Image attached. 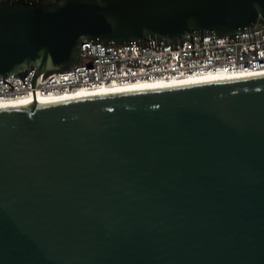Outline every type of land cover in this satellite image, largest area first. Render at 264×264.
Returning a JSON list of instances; mask_svg holds the SVG:
<instances>
[{"label": "water", "instance_id": "water-1", "mask_svg": "<svg viewBox=\"0 0 264 264\" xmlns=\"http://www.w3.org/2000/svg\"><path fill=\"white\" fill-rule=\"evenodd\" d=\"M259 20L264 0H1L0 76ZM0 264H264V73L0 107Z\"/></svg>", "mask_w": 264, "mask_h": 264}, {"label": "built area", "instance_id": "built-area-1", "mask_svg": "<svg viewBox=\"0 0 264 264\" xmlns=\"http://www.w3.org/2000/svg\"><path fill=\"white\" fill-rule=\"evenodd\" d=\"M1 1V0H0ZM34 66L0 76V98L27 91L60 92L103 83L181 79L205 73L264 71V21L232 34L190 33L173 41L143 38L127 43L83 41L71 66L43 72L33 85Z\"/></svg>", "mask_w": 264, "mask_h": 264}, {"label": "bare ground", "instance_id": "bare-ground-1", "mask_svg": "<svg viewBox=\"0 0 264 264\" xmlns=\"http://www.w3.org/2000/svg\"><path fill=\"white\" fill-rule=\"evenodd\" d=\"M264 73L254 72V73H240V74H229V73H205L199 75H189L181 79H155V80H138L130 82H117L113 81L111 83H103L94 88L86 87H76L69 90H63L60 92L46 91L42 92L41 90H31L25 93H20L18 95L7 96L0 98V107L8 106H17L27 104L33 100L38 102H49L56 101L68 98L84 97V96H93V95H106L127 91H135L149 88H157L171 85H179L193 82H201L222 78H230L244 75H252Z\"/></svg>", "mask_w": 264, "mask_h": 264}]
</instances>
